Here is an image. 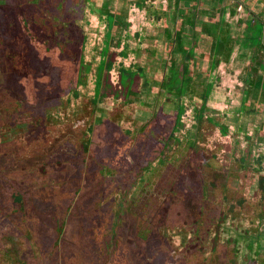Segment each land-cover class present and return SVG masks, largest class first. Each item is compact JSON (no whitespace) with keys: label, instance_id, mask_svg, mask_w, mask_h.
<instances>
[{"label":"rangeland","instance_id":"rangeland-1","mask_svg":"<svg viewBox=\"0 0 264 264\" xmlns=\"http://www.w3.org/2000/svg\"><path fill=\"white\" fill-rule=\"evenodd\" d=\"M254 16L264 0H0V264H264Z\"/></svg>","mask_w":264,"mask_h":264},{"label":"trees","instance_id":"trees-1","mask_svg":"<svg viewBox=\"0 0 264 264\" xmlns=\"http://www.w3.org/2000/svg\"><path fill=\"white\" fill-rule=\"evenodd\" d=\"M256 19H259V20H261L260 18H259V16H254L253 18H252V21L251 22H254V20H256ZM213 26H214V28H213ZM216 26H217V24H216V22H212L211 23V25H210V28L212 29V31H211V35H212V38H213V44L216 46V45H222V42H221V39H220V37L218 36V34L219 33H215V28H216ZM250 27H251V25H249ZM263 22H262V20H261V24H260V28L258 27V29H257V31H256V35H261L262 33H263V31H264V28H263ZM215 36V38H214V36ZM221 36H223V38H224V40H227V35L226 34H220ZM217 36V37H216ZM219 39H220V43L218 42L219 41ZM252 39H254V38H252ZM217 42H216V41ZM220 45V46H221ZM219 47V46H218ZM227 47H225V49H226ZM204 93H206V91H204ZM202 100L204 101L205 100V95L203 96V98H202Z\"/></svg>","mask_w":264,"mask_h":264},{"label":"built area","instance_id":"built-area-1","mask_svg":"<svg viewBox=\"0 0 264 264\" xmlns=\"http://www.w3.org/2000/svg\"><path fill=\"white\" fill-rule=\"evenodd\" d=\"M263 28H264V26H263Z\"/></svg>","mask_w":264,"mask_h":264}]
</instances>
